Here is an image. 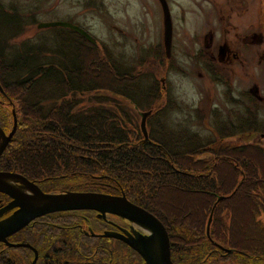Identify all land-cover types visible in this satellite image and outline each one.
<instances>
[{
	"label": "trees",
	"instance_id": "16d2710c",
	"mask_svg": "<svg viewBox=\"0 0 264 264\" xmlns=\"http://www.w3.org/2000/svg\"><path fill=\"white\" fill-rule=\"evenodd\" d=\"M26 24L22 13L0 2V93L11 96L19 114L7 152L12 166L61 187L124 192L168 227L180 246L172 254L176 264H264V222L258 219L264 218V146L226 143L258 130L257 110H249L239 131L222 125L219 139L204 141L191 129L168 126L158 81L121 70L107 46L59 27L52 45L31 39L11 45ZM159 57L162 64L170 58L166 51ZM86 92L123 98L140 116L151 111L148 138L129 109L120 108L122 116L105 105L78 109ZM208 152L210 158L200 157ZM230 171L241 176L236 184ZM186 245L188 251L181 248Z\"/></svg>",
	"mask_w": 264,
	"mask_h": 264
},
{
	"label": "rangeland",
	"instance_id": "374dc122",
	"mask_svg": "<svg viewBox=\"0 0 264 264\" xmlns=\"http://www.w3.org/2000/svg\"><path fill=\"white\" fill-rule=\"evenodd\" d=\"M247 1L251 2L250 8L243 15H237V11L228 5V0H168L173 20V41L170 58L162 64L159 55L165 52L164 22L159 0H0L6 9L22 13L27 22L24 32L10 41L11 45L29 39L33 43L43 41L52 45L55 27L38 28L40 22L69 21L79 24L87 28L99 43L107 46L121 70H129L133 74L145 73L150 84L158 81L163 88L161 96L167 101L164 116L168 126L191 129L199 133L204 141L219 139L217 129L220 126H234L239 131V124L247 119L249 110L256 109L258 130L238 133L226 139V143L229 142L227 146H230V141L255 140L264 146V64L259 62V54H264V31L262 35L258 34L256 40L259 52L248 65L236 62L230 66L210 67L199 52L198 38L206 32L209 16L212 24L208 30L216 31L213 38L220 40V31L213 25L214 11H219L223 19V32L227 33L229 44L236 43L237 35L246 30L244 25L247 21L251 18L255 19L254 22L259 20V0ZM59 28L64 33L68 32ZM255 92H258L257 100L254 99ZM98 94L109 99L102 100L86 92L77 108L84 110L105 105L122 116L119 110L123 107L130 110L133 121L141 124L142 116L134 113L128 101L108 93ZM163 105L166 103L163 102ZM210 156L208 152L200 157ZM228 178L235 183L241 176L236 171H230ZM258 219L264 222V218Z\"/></svg>",
	"mask_w": 264,
	"mask_h": 264
},
{
	"label": "flooded vegetation",
	"instance_id": "af4514ba",
	"mask_svg": "<svg viewBox=\"0 0 264 264\" xmlns=\"http://www.w3.org/2000/svg\"><path fill=\"white\" fill-rule=\"evenodd\" d=\"M166 1L168 3V0ZM227 3L237 11V15H243L251 6V2L247 0H228ZM258 3L259 20L254 22L255 19L251 18L247 21L244 25L246 30L237 35L239 37L235 44H229L227 33L223 32V19L219 16V11H214L213 15L215 22L213 25L220 31L219 41L213 38L216 31L208 30V26L212 24L211 17H208L207 30L198 38L200 57L205 60L206 65L223 67L236 62L242 65L252 63L259 52L256 49L258 34L262 35L264 31V0H259ZM85 29L88 31L87 28ZM259 56L261 57L259 62L264 64V54H259ZM255 94L254 99L257 100L258 92ZM15 104L8 93H0V128L5 135H9L14 130L0 155V174L8 173L5 178L0 176V186L7 189V191L0 190V221L14 217L20 209V206L16 205V197L9 191L32 193L21 180L22 177L35 183L45 193L99 192L116 197L125 196L128 201L140 206L132 202L122 191L77 189V185L73 184L61 187L51 180L30 178L25 173L16 170L12 166L13 158L7 155L14 143L19 126V114ZM1 141L0 136V144ZM163 225L169 237L171 260L173 264H176L172 254L173 250L180 246L174 244V237L170 235L168 227L164 223ZM139 233L148 235L149 231L133 219L113 212H100L95 209L54 211L33 218L26 225L9 234L6 242L0 241V264H148L144 255L128 241L130 239L140 240ZM215 246L222 248L218 243ZM181 248H186L188 251L189 246Z\"/></svg>",
	"mask_w": 264,
	"mask_h": 264
},
{
	"label": "water",
	"instance_id": "95a60500",
	"mask_svg": "<svg viewBox=\"0 0 264 264\" xmlns=\"http://www.w3.org/2000/svg\"><path fill=\"white\" fill-rule=\"evenodd\" d=\"M163 7L164 22V47L168 57L171 54L173 41V22L169 5L166 0H160ZM63 27L77 32L91 43L98 45L99 41L89 33L85 28L69 21H49L40 22L38 28ZM151 113L141 112L142 122L141 129L145 138H148V130L146 127L147 116ZM14 130L5 135L0 128V136L2 138L0 144V155L6 144L11 139ZM8 173H1L0 176L5 178ZM1 180V179H0ZM26 187L32 193H18L9 191L16 197V205L20 206L17 214L6 220L0 221V241H7V236L12 232L20 229L35 217L46 213L71 210V209H95L100 212H113L123 217L133 219L149 231L148 235L138 234L140 240H128L135 248H137L145 257L148 264H173L170 256V243L167 230L163 223L152 213L144 208L137 206L125 196L116 197L99 192H63V193H45L35 183L25 178H21ZM0 190L7 191L4 186H0ZM222 197H219L220 200ZM212 213L207 224V235L210 236V223ZM143 236V237H142ZM141 237V238H140ZM231 251L230 249H226Z\"/></svg>",
	"mask_w": 264,
	"mask_h": 264
}]
</instances>
